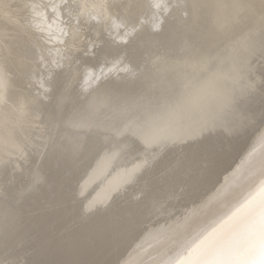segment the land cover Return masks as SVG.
<instances>
[{
  "label": "bare ground",
  "instance_id": "1",
  "mask_svg": "<svg viewBox=\"0 0 264 264\" xmlns=\"http://www.w3.org/2000/svg\"><path fill=\"white\" fill-rule=\"evenodd\" d=\"M42 2L50 0H0V264L176 260L258 188L264 0H186V19L177 13L163 31L128 46L103 30L106 15H124V0H75L95 17L79 31L66 14L53 24L50 8L34 12L31 4ZM106 2L109 13L93 7ZM40 16L51 26L38 33L51 35L45 60L65 50L51 80L33 47ZM60 28L68 32L64 45ZM117 56L136 76L109 72L102 61ZM101 67L110 78L83 92L81 76ZM177 109L185 111L177 130L153 135ZM70 118L92 124L74 128ZM37 171L43 182L29 191ZM221 186L227 197L209 201ZM79 201L85 208L94 201V212L82 217ZM198 259L264 264V207L251 206Z\"/></svg>",
  "mask_w": 264,
  "mask_h": 264
},
{
  "label": "snow or ice",
  "instance_id": "2",
  "mask_svg": "<svg viewBox=\"0 0 264 264\" xmlns=\"http://www.w3.org/2000/svg\"><path fill=\"white\" fill-rule=\"evenodd\" d=\"M32 10L35 12L38 9H51L56 19L53 20L55 24L59 18L60 14L67 15L70 20L76 21L75 31H79V26L81 22L89 27V17L95 18L93 13L88 11V5H81L75 0L72 4H69L68 0H60V3H55L54 0H50L48 3H32ZM93 7H100L108 12V2L103 5H94ZM188 5L186 0H124V15L120 17L119 20L113 19L112 15H106L104 28L105 33L117 44L128 46L135 42L142 34L147 32L148 34L160 33L163 31L162 26L170 21L177 19V13L183 16L185 19L188 16L187 11ZM118 21V22H117ZM67 23V22H61ZM48 25V17L40 16L38 20L32 22V29L37 34L33 40V47L36 49V54L38 61L43 65L44 70L49 72L48 79H52V69L61 68L62 64L60 60L65 59L63 53L64 49H57L59 55L58 59L51 58L50 61L45 60V54L49 57L52 56V50L45 47L51 40V35L49 34L46 39L44 35H38V33H44L47 29H50ZM61 33V38L59 43L64 45L66 43L64 37L68 35V32L64 28L59 29ZM113 31L116 32V35L113 36ZM49 63L51 68H49ZM102 63L105 66L112 65L109 69V72L114 71L116 73V78L119 79L120 73L128 74L130 77L136 76V72L130 65L123 64V57L117 56V58L111 62L107 59H104ZM123 64V66H121ZM99 66V65H98ZM105 68L101 67L99 74L97 75L95 71H86L80 78L84 85H87L86 89H82L83 92L87 93L88 89H99L102 87L101 81H104L110 76L105 77ZM6 81L0 78V87H4ZM95 85V87H93ZM40 87H44L43 80L40 82ZM47 91V89H45ZM93 111L99 110L98 105H93ZM190 111V110H189ZM185 111L175 110L170 114L167 125L164 128L157 129L153 133L155 136L171 135L174 131L177 130V122L183 118ZM70 126L74 128H88L91 126L92 121L90 119H69ZM78 145L73 144V150H76ZM112 156L104 157V163L98 165V171L103 172L104 168L110 163ZM43 182V177L37 171L33 173L31 177V182L27 190L35 188L37 185ZM80 194H83V188L80 190ZM23 195V193H21ZM228 195L226 186H221L218 189H215L212 197H209V201L217 200L223 202V199ZM75 198L78 201V198L75 194ZM81 204V216L86 217L89 213L94 212L95 202H90L86 208L83 205V201H79ZM259 203L264 207V169L261 170L259 177L258 188L239 206L234 208L224 219L216 224H214L210 229H208L202 236L197 237L195 240H192L190 243H187L186 254L182 251L180 257L176 260L168 261H154L153 264H201V261L198 259L203 247L209 243L212 238L224 231L226 228L237 222L242 216H244L249 208L254 204ZM116 264H120L118 260Z\"/></svg>",
  "mask_w": 264,
  "mask_h": 264
}]
</instances>
